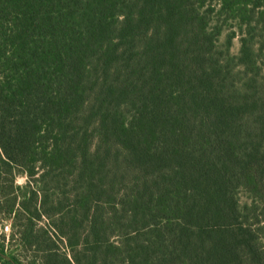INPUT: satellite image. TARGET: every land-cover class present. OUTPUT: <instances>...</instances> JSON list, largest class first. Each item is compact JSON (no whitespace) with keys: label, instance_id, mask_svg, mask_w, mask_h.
I'll return each instance as SVG.
<instances>
[{"label":"trees","instance_id":"obj_1","mask_svg":"<svg viewBox=\"0 0 264 264\" xmlns=\"http://www.w3.org/2000/svg\"><path fill=\"white\" fill-rule=\"evenodd\" d=\"M0 214L30 264H264V0H0Z\"/></svg>","mask_w":264,"mask_h":264},{"label":"rangeland","instance_id":"obj_2","mask_svg":"<svg viewBox=\"0 0 264 264\" xmlns=\"http://www.w3.org/2000/svg\"><path fill=\"white\" fill-rule=\"evenodd\" d=\"M228 29L229 28H225L222 31L219 37L220 43L224 42L225 36L229 31ZM239 46H240L239 35H236L231 40L229 52L233 55H236L238 53ZM40 170L41 168L35 171L36 174L33 176V178H36L38 175H40L41 173ZM29 181H31V179L28 175H26L21 170L15 169V175L12 181V185L14 187V194L15 193L18 194V198L16 199L15 208H17L18 202L21 197L19 188H22L24 190V188H27L28 186L29 187L34 186L32 183L30 184ZM238 199H239L240 204H245V203L250 202V198L248 194L244 192L243 190L239 191ZM47 222H48L47 218L44 217V218L39 219L38 222H36V225L37 227H40V228H47L50 232H52V229L47 225ZM16 231H17V228L14 226L12 217L11 216L4 217L2 214H0V241L4 243L5 248L7 250V252L3 254L4 257H9L11 259L9 254L12 253L16 255L23 264H30V261L34 258L33 255L35 254V252L32 249H29L26 251L24 250V248L20 247L21 245H20V241L18 239V234ZM13 233H15L14 236H13ZM58 245L60 246L61 249L65 250V247L62 242H58ZM36 262H38V257H37Z\"/></svg>","mask_w":264,"mask_h":264},{"label":"water","instance_id":"obj_3","mask_svg":"<svg viewBox=\"0 0 264 264\" xmlns=\"http://www.w3.org/2000/svg\"><path fill=\"white\" fill-rule=\"evenodd\" d=\"M3 257H4V255H3ZM7 260H9V261H12V259H10L9 257H5Z\"/></svg>","mask_w":264,"mask_h":264}]
</instances>
